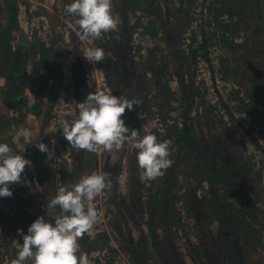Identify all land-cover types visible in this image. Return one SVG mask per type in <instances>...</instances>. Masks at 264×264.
Returning <instances> with one entry per match:
<instances>
[{"label": "rangeland", "instance_id": "1", "mask_svg": "<svg viewBox=\"0 0 264 264\" xmlns=\"http://www.w3.org/2000/svg\"><path fill=\"white\" fill-rule=\"evenodd\" d=\"M247 10L246 13L248 17L246 19H235L231 24L232 33L224 35V38L214 34L213 29L218 26L210 23L208 25L207 21H203L204 25V36L208 35L209 39V61L198 59L196 62L190 64H185L184 71H182L181 80L182 85L178 82V79L172 72L161 73V82L166 89L169 90L170 97L166 96L165 93L155 94L156 88L153 84V78L157 76V69L159 70V56L160 51L152 56L151 66L157 67L156 70H152L151 66L147 61V56H138L136 53H131L132 57L135 58V64L137 69H141L140 72L141 80L143 86L145 87L144 93L141 87V93L143 99L141 101V109L138 112V121L135 125L130 127V130H136L140 133L141 137L145 134V130L148 132L155 133L158 140L161 141L162 135L158 130L163 132V129L169 128L172 123H176L179 129L182 122L181 111L187 101H189L190 109L186 113L187 117H194L195 112L198 108V103L213 104L214 109L210 112L211 117L209 122L210 133L213 136L219 134V137L228 141V151L233 154L245 153V157L249 165L253 168L252 179L249 180L247 185V190L252 191L247 195L250 196L251 200L256 201L254 208L250 211L252 217V224L255 228H262L264 223V193H260L261 185L258 178L264 179V96L260 100L258 95L254 96L255 104L247 106L249 102L248 95L244 92L246 87L237 83L242 79V76L236 74L234 76L235 70H239L240 63L237 60L243 62L245 56L248 52L254 53L255 42L252 40L255 35H253L252 29L258 28L260 30L261 37L264 39V8L262 9L259 5H255L253 0H246ZM31 17L28 21L27 16L24 12V5H19L18 9V21L20 32L25 34L27 44L32 47L35 52V57L39 58V62H43L45 53L50 54L53 45L56 46L58 51L57 58L54 66L60 73L62 77V84L58 93V99L55 104V111L52 113L57 120H50L48 125L41 129L38 119L30 120L29 118H22L20 122L11 123L8 130L6 128L0 127V143H6L12 148L14 153H18L21 146L25 144L23 138H20L19 142H15L16 132L20 128H26L32 132V142L39 143L41 139H47V144L50 147H54L53 151L48 153V157H54L56 162L58 161L59 167L64 168L70 172L79 171L78 178L86 174H91L93 172H106L109 174L111 180V188L116 194L123 192L126 193L128 183L130 184L131 178L129 177V170L132 167H137V150L132 146V142H126L119 151H114L112 153H91L84 150H79L81 154H78L77 150L73 149L67 141L63 138L61 134V128L57 129L56 125L58 122V113L60 110H67L71 106V102L75 100L76 102H82L89 92H94L97 89L104 90L105 92H110L112 95H116L114 90L117 88L116 80L114 76V53L108 52V57L110 62L105 65H100L99 63H90L83 58V50L87 47H100L99 39L103 38L105 41L107 38H114L116 32L124 31L127 28L122 26L123 21L119 19L118 16V26L116 30L110 31L108 33H103L100 38L90 41H81L79 36L78 19L72 17H66L63 11L62 0H41V2L34 0L31 1L30 6L28 5ZM233 9H236L233 7ZM113 13H115L113 11ZM115 15V14H114ZM196 16V15H195ZM221 18L223 22L225 20L224 14ZM242 21V22H241ZM241 22V29L237 26ZM72 25V27H69ZM129 29V26H128ZM196 39L198 40V28H196ZM183 36H181L177 47L187 51V46L191 42L190 32L185 30ZM180 37V36H179ZM234 40L233 49H229L228 39ZM246 39H249L246 42ZM15 42H20V37H16ZM156 39L147 40L146 46L154 44ZM197 42V41H196ZM239 44H241L239 46ZM159 48L163 47L162 44H158ZM196 47V43L193 44ZM235 45V46H234ZM235 49V51H233ZM128 52V50L126 51ZM146 52V51H145ZM44 53V54H43ZM34 55V53H31ZM129 56V53L125 54ZM124 55V56H125ZM122 56L121 59H124ZM158 58V59H157ZM231 58V60H229ZM120 59V60H121ZM146 59V60H145ZM223 64L222 66H220ZM36 66V63L35 65ZM223 69L224 73L220 70ZM80 70L85 73L84 77H79ZM143 71L146 73L147 77L144 76ZM155 72V73H153ZM228 73V74H227ZM153 78H150L149 75ZM231 81H230V77ZM243 80V79H242ZM2 79H0L1 85ZM131 88V85H129ZM262 87V86H261ZM132 89V88H131ZM234 89H239L238 99L235 95ZM247 92L252 91V89L247 88ZM264 91V87L262 88ZM140 92V91H139ZM61 93V97H59ZM165 99L161 101V99ZM29 106L35 102V97L32 91H30L29 96ZM224 102V104L221 102ZM220 101V102H219ZM239 108H242L239 112ZM232 112L234 118L227 117L223 119L222 122L218 121V118L224 112ZM204 112V111H203ZM167 114V115H166ZM18 111L8 109L3 101L0 99V117L3 119H10L11 117H17ZM188 119V122H193L195 127L199 128L197 119L202 118V107L198 108V115L196 117V123ZM66 119L71 120V117H66ZM193 125V127H194ZM202 127V125H200ZM243 128V129H242ZM193 134L198 139H205L201 132L196 129L192 131ZM215 137V136H214ZM209 136V143H210ZM55 141V143H51ZM173 143V142H172ZM28 145H25L27 147ZM172 149V148H171ZM176 149L173 143V149ZM181 150L183 147L181 146ZM77 152V155L73 152ZM30 150L27 149L22 153L25 159L31 161L28 156ZM60 161H66V165H60ZM176 161L182 162L183 172H187L188 169L192 172L196 171L199 177H204L205 173L201 172L199 167H195L193 163L190 166H186V161H191L189 158L183 159L182 157L176 158ZM80 162V163H79ZM179 162V163H180ZM193 165V167H191ZM124 167V168H123ZM127 167L129 170H127ZM125 169V170H124ZM187 169V171H186ZM34 173V168L31 162V167H27L24 170V174ZM143 172V171H142ZM262 173V176H261ZM138 178L143 177L139 172ZM258 175V176H257ZM256 177L254 179L253 177ZM28 181V180H27ZM37 183V181L35 182ZM180 187H184L185 182L181 181L179 177ZM186 186V185H185ZM29 187L31 184L29 183ZM38 189L36 192L38 195L34 198V202H37L38 206L41 208H46L48 211L50 209L47 207V203L50 201L48 193L45 189V183L42 185L37 184ZM108 191V192H107ZM109 190H105L98 195L94 203L97 206V210L101 213L99 222L94 226V228L85 233L84 237H89L90 245L85 248L86 253L89 255V259L92 264H125L124 258L126 257L123 253V239L117 233L118 225L125 229L122 224H115L114 219L117 217L115 215L114 209V198L111 197ZM12 204H11V203ZM10 203V205H9ZM12 207L21 208V204L18 201H14V198H9L3 203V208L8 212L7 215H0V264H10V236L16 237L15 232L20 227L15 226L14 209ZM184 207L180 206V211ZM2 209V208H1ZM25 210L34 213V208L24 207ZM191 214L189 213L185 217V222L187 219H191ZM185 222L183 224H185ZM185 228V227H183ZM132 232V231H131ZM135 231L132 232V234ZM186 232H189L186 230ZM27 234L26 232H24ZM180 232L172 233L174 236V241L176 247L181 249H187L185 239L177 237L175 234ZM187 234V233H186ZM263 235V234H262ZM185 237V236H184ZM83 238V237H82ZM81 238V239H82ZM264 240V235L261 238ZM80 243V240L78 241ZM259 247L255 250H251L248 246V257L254 261H258V264H264V241L259 242ZM81 245V243H80ZM114 248L118 249L122 255L116 257L114 253ZM82 249V248H81ZM251 261V260H250ZM253 262V261H251ZM31 264V261L28 262Z\"/></svg>", "mask_w": 264, "mask_h": 264}, {"label": "trees", "instance_id": "2", "mask_svg": "<svg viewBox=\"0 0 264 264\" xmlns=\"http://www.w3.org/2000/svg\"><path fill=\"white\" fill-rule=\"evenodd\" d=\"M31 1L34 0H0V79H2L0 85V99L8 109L18 111L17 117H11L10 119H3L0 117V127H7L6 130L10 128L11 123L20 122L23 117L29 118L31 121L38 119L41 129L47 126L50 120H57L52 113L55 111V104L58 99L62 79L59 72L57 75V69L54 66L58 53L56 46L53 45L50 49V54H48V52L45 53L43 62H39L44 47H41L42 49L40 51H34L32 47L24 44V41H27V37L20 32L18 21L19 5H24L25 15L27 16L28 21H30L31 12L28 5L30 6ZM37 1L41 2V0ZM232 1L234 0H125V5L123 6L125 15L128 17V14H130L131 11L135 17L131 19V23L128 21L127 17V20H123L122 26H125L127 28L126 30L116 32L114 38H107L105 41H103V38H100L98 42L100 48L104 50V53L111 50V47L114 46V58H116V61H114V76L117 78L116 84L118 86L114 90L116 96H126L129 99L135 98L140 102L135 111L126 110L125 116L123 117L129 128L135 125L138 121L137 116L141 109L140 104L143 99L141 87L143 93L145 89L142 81H140L141 76L139 73L142 70L137 69L135 58L132 57V54L130 55V52L132 53L133 51L134 53H138L139 56H142L141 52L146 51L145 45L147 40L156 39V41H158V43L154 42V44H152L154 47L151 49L150 54H148L149 56H147L146 63L149 61L151 66L152 56L160 51L158 60L160 67L158 70V66H151L152 70L157 69V76L153 78L150 74L149 77L153 78L154 87L158 90L156 92V97L159 96V93H165L167 97H170L171 93L169 94V90L166 89L165 85L163 86V84L159 82L162 76L160 74L162 72L166 73V71L168 73L172 72L178 79V82L182 85L180 72L184 71L183 67L185 64L191 65L196 62L198 58L203 60L207 59L209 52L208 45L210 44L207 39L201 42H196L197 33L194 30H191V42L187 46L188 50L186 51L185 48L181 49L177 47L176 45L178 43L176 44V40L180 36L179 30H182V26L178 24L179 20L182 19L184 27L189 28L192 21H195V18L202 21V18L204 17L210 18L212 15L215 16L216 14L218 15L223 12H228V8L232 6L230 4ZM71 2L72 0H62L63 8L66 4H70ZM64 14L66 17H72L65 11ZM160 17L162 19L161 22H163L161 24L165 27L160 26ZM143 18H146L147 20L144 22L142 20ZM220 27L225 30L222 22H220ZM160 32H164L166 36H170L169 40L165 39L164 47L161 49L158 44H160L159 42H163L164 36H160ZM104 35L105 34H103V36ZM17 36L20 37V42L18 43L15 42ZM173 38L176 45L171 46ZM194 43H196V47H192ZM170 47L172 49H170ZM127 50L129 56L125 55ZM35 52L40 53L38 58L37 55L35 57ZM31 53H34V55ZM122 56H124V59H121ZM108 62L111 63L110 58L104 56V59L99 64L105 65ZM35 63L36 66H34ZM222 65L223 64L220 66ZM220 70L224 75L226 74L221 67ZM143 74L147 77L144 71ZM84 76L85 73L83 70H80L79 77ZM128 84L131 85L132 89L129 88ZM30 91H32L35 97V102L32 103L31 106H29L28 103ZM234 92L236 97L241 99V97H238L239 89H234ZM246 94L249 98V102L246 105H254V96L257 95V92L246 91ZM163 100L165 99L162 98L161 101ZM190 106L189 101H187L181 111L182 122L179 129L177 128L176 123H172L173 125H170L169 128L163 129V132L158 130L162 135L161 142L165 139H170L175 144L176 149L171 151L169 157L172 160L171 166H174L173 161H176V158L178 157H182L183 159L189 158L191 161H187L188 166L193 163L195 167H199L198 170L204 172L206 178H210L218 188L222 189V193L225 195L239 194L238 198L240 200H244L245 198L246 202L248 201L247 204L249 203L250 205L248 211L252 210L251 208H254L256 201L249 199L250 197L245 194L247 189L240 184L238 176L245 174L241 180H246L248 183L249 180L252 179L253 168L248 165V162L244 160L243 156H237V154L233 155L232 152L228 151L227 140L219 137V134H215L214 137L212 135L214 133H210L211 131L208 121L212 115L210 112L213 111L215 105L210 103L206 104L204 102L198 103V108L200 106L202 107V118L197 119L199 128H197V124L195 127L193 122H188V119L193 121L194 118L186 116ZM198 108L195 112V123L198 115ZM241 110L243 109L239 108V112H241ZM221 116L222 117L218 118V121L220 122L227 117L230 119L234 118L232 112L229 111L224 112ZM200 125H202V127H200ZM56 127L57 129H60L59 124L56 125ZM196 129L205 137L204 140L198 139L195 134L192 133V131H195ZM152 134L156 135L155 133ZM209 136L212 137L210 138V143ZM44 140L45 139H41L40 142L46 144L49 147L50 152L53 151L54 147H50L49 143L47 144V139L46 141ZM173 143L171 145L172 149ZM181 146L183 147V150H181ZM27 149L30 150L28 156L31 158L34 173L30 172L28 175L23 173L21 183H13L9 186L12 191V196L10 198H14V201H18L21 204L20 209H17V207L11 208L14 209L13 214L16 220L14 221L15 226L18 225L20 229L26 233L30 224L38 216H43L45 219L49 220V222H53L52 217L50 216V211L46 208L39 207L37 204L38 200L34 202V198L38 195L36 192L38 189V181L42 185L45 183V189L48 193L49 200H51L60 186L77 183L79 180L78 175L80 173L79 171L70 172L59 167L58 161L56 162L54 157L49 158L48 154L42 153L34 145H28L25 147V151ZM77 152L73 153L77 155ZM262 152L264 153L263 149ZM78 154L81 153L78 152ZM60 165L65 166L66 161H60ZM193 165L191 167H193ZM164 174L170 178L168 172H164ZM253 178L256 179L255 176ZM258 179H260L259 183L261 185L258 191L263 194L264 179ZM36 181L37 183H35ZM29 183L31 184V187H29ZM175 185L176 183L169 179L166 186L157 188L154 190V194L148 195V198L159 202L166 197V203L173 208L176 200H182V196L176 193ZM185 185H188L187 180ZM129 190L132 191V194L136 193L137 189L133 186L132 181L129 184ZM109 192L110 194H113L115 193V189L113 190L111 188ZM111 197L114 198V195H111ZM7 199L9 198L0 197V215L8 214L3 208V203ZM151 199H148V204L152 202ZM208 203L211 205L213 217L216 219V233H213L211 229L206 231L205 227V229L197 234L200 237V240H203L202 242L204 246L200 244L202 247L197 250L192 248L193 253L189 254L191 256L190 260H193L194 262L203 261V264H210L213 262L212 257H214L215 261L219 264H258V261L249 259L248 246L251 250H255L259 247V242L264 241L261 240L264 235V223L262 224V228H255L252 224V215L248 212L244 221L246 226L248 225L246 232L249 231L250 235L248 236L246 244L245 257L243 251L240 253L241 246L237 248L234 243V240H236L239 245V234L232 223L226 207L217 202L214 194L209 195ZM30 206L34 208V213L24 209V207ZM171 211H173V209ZM55 212L56 214H59L60 209L57 208ZM171 215H174V220H180L176 213L172 212ZM245 228L240 232V235L246 233ZM15 234L16 237L13 235L10 236L11 260L16 258L19 250L18 247L13 244L12 240L16 239L22 243V238L17 235V232H15ZM142 237H144V235L140 236V238ZM154 241L158 240L154 239ZM154 241L153 244L155 247ZM80 243L83 246L80 245L81 248H83V251L91 244L89 237L84 236L80 239ZM208 243H211L214 248ZM238 249H240V251ZM212 250L213 254L210 253ZM173 253L175 252H166L163 250L164 255H160L163 264H186L187 261H190L189 259L186 260L184 256H181L180 253L178 254L180 257L173 255ZM143 254V247L142 245L140 246L139 242V248H134L133 256H138L137 259H139L140 257L142 258ZM131 259L137 264L134 257H131ZM199 263L196 262V264Z\"/></svg>", "mask_w": 264, "mask_h": 264}, {"label": "clouds", "instance_id": "3", "mask_svg": "<svg viewBox=\"0 0 264 264\" xmlns=\"http://www.w3.org/2000/svg\"><path fill=\"white\" fill-rule=\"evenodd\" d=\"M64 11L78 18L81 41L98 39L102 33L114 31L118 26L112 0H72L64 6ZM82 56L90 63H97L104 59L105 53L100 47H87ZM139 103L135 98L112 95L101 89L89 92L82 102L73 100L67 110L59 111L61 134L73 149L91 153L119 151L131 141L137 150L138 167L143 169L142 178L155 180L162 177L172 164L169 158L172 141L165 139L161 142L148 130L141 137L138 131L129 129L123 117L126 110L135 111ZM20 138L25 144L18 153H14L8 144L0 143V197L10 198L9 186L21 183L26 166L31 167V161L19 154L25 151V145H34L42 153L50 152L43 142L33 143L32 132L26 128L16 132L15 142ZM110 189L111 180L106 172L86 174L75 184L60 186L47 203V207L53 210V222L38 216L28 227L27 234L17 229L22 243L12 240L19 250L10 264H28L29 261L31 264H92L78 241L100 220L95 198ZM57 208L59 214L55 212Z\"/></svg>", "mask_w": 264, "mask_h": 264}, {"label": "flooded vegetation", "instance_id": "4", "mask_svg": "<svg viewBox=\"0 0 264 264\" xmlns=\"http://www.w3.org/2000/svg\"><path fill=\"white\" fill-rule=\"evenodd\" d=\"M253 1L255 5H259V7H261L262 9L264 8L263 0H259V1L253 0ZM112 2H113V11L115 12L114 13L115 16H118V18L122 19V21L128 19V21H130L131 23V19H133L135 16H133L134 14L131 11L130 14H128V17L127 15H125L123 9V6L125 5V0H112ZM230 4L232 6L228 8L229 9L228 12L222 13L224 14L225 17V20L223 22L221 21V18L223 17L221 16L222 14H218V15L214 14L215 16L212 15L210 18H206V17L202 18L203 19L202 21H200V19L195 18V21L194 22L192 21L189 28H186L182 24V19H180L178 24L182 26V30H179L180 37L176 40V44L179 43L181 36L185 34L183 33L185 30H188L191 34V30L195 31L196 28H198V37H199L197 42H201L206 39L209 42L208 35L206 38L204 36V32L206 30H204L203 21L205 20L207 21V23L209 20L208 25L211 23L213 27L215 25L218 26L217 28L213 29L212 32H214V34H218V36H220L221 38H224L225 34L232 33L231 24L233 23V21L236 18L242 20L243 18L246 19L248 17V14L246 13L248 5L246 0H234L230 2ZM233 7H235L236 9H233ZM142 20L145 22L147 19L143 18ZM161 20L162 19L160 17L159 18L160 26L165 27L163 26V24H161L163 23L161 22ZM220 22L223 23L225 30L220 27ZM241 22L237 26V28L241 29ZM252 32L253 35L255 36L251 39L256 40V42L254 43L255 51L253 54L252 52H248L243 62L237 60V62L240 63V68L239 70L236 69L235 72L233 73H235L234 76L236 74L242 76L243 80L241 79L237 83L244 85L246 87V89H244V92H246L247 88L249 89L251 88L252 91L257 92L258 98L262 100L264 96V91H262V88L264 87V39L261 37L260 30L258 28L252 29ZM159 35L164 36L163 42H159L164 47L165 39L169 40L170 36L169 35L166 36L164 32L163 33L160 32ZM248 40L249 39H246V42ZM232 42H234V40L229 38L227 44H229L230 50L233 49ZM176 44L173 38V43L171 46H174ZM240 45L241 44H239V46ZM153 47L154 46L152 45L146 46V52H141L142 56H144V54H146V56H149L148 54H150L151 49H153ZM192 47H194V45ZM170 49L172 48L170 47ZM233 51H235V49ZM108 52L114 53V46L111 47V50L105 52V56H108ZM127 53L128 52H126L125 54ZM132 53L134 52L132 51ZM200 60L202 61L203 59ZM229 60H231V58ZM205 61L206 62L209 61L208 55ZM182 73L183 72L181 71L180 75H182ZM230 81H231V77H230ZM156 91H158L157 88ZM221 102L224 104L222 100ZM240 155L243 156L245 161H247L245 157V153L237 154V156ZM179 162L180 161H173L174 166H171L165 170V172H168V174L170 175V178L166 174H164L163 177H158L157 179L152 181H144L142 177L138 178V174H135L137 172H139L143 176V172H142L143 169H140L138 166L134 168L131 165L130 170L127 167V170H129V177L131 178L133 186L135 187V189H137L136 193L132 194V191L129 190V183L125 194H123V192L118 194H116V192L114 193V209H115V215L117 216L115 217L116 219H114V225L122 224L124 225L123 227L125 228L123 230V228L121 229V227L118 225V231H117V233L123 239L124 246L122 251L126 256L124 258L125 264H135V262L132 261L131 257L132 258L134 257V259L137 261L136 262L137 264H163L160 258V255L162 256L164 255L163 250H165L166 252L167 251L175 252L173 253V255H176L178 257H180L178 255L180 253L181 256H184L186 258V260L188 259L190 260L191 256L189 254L193 253L192 248L197 250L200 249L202 246H204L202 242L203 240H200V237L197 234L201 230L205 229V227H206L205 229L206 231L211 229L213 233H216V229H217L216 219L213 217L211 211L212 207L208 203L210 194H214L217 199V202L221 203L222 205H224V207H226L227 212L232 220V223L239 234V239H240L239 245L237 243L238 241L236 240H234V243L237 248L241 246V251L240 249L238 250L240 251V253H242L243 251L246 257V244L250 232L249 231L246 232L248 225L246 226L244 220L246 219L248 212L252 211V210L248 211L250 207L249 203L247 204L248 201L246 202L245 198L244 200H240L238 198L239 194L225 195L224 193H222V189L218 188L210 178L208 179L206 178V176L201 178L198 176V173H196L195 171L192 172L189 169L187 171L186 169L187 172H183L182 162L185 161H181L180 163ZM184 164H186L187 166V161ZM244 176L245 174L243 175L241 174L238 177L240 180V184H242L244 188H247L246 186L248 185L247 181L241 180ZM179 177L183 182H186L187 180L188 185L186 186L184 185L183 188L180 187ZM169 179L173 180L176 183L175 185L176 193L182 196V200H176V202H174L173 208H171L169 204L166 203V197L164 200H161L159 202L153 201V199L148 198V195L154 194V190H156L161 186H166ZM251 192L252 191L247 190L245 191V194L247 195L248 193ZM148 199L152 200V202H150L149 204L147 203ZM180 206L184 207L182 209V212L180 211ZM172 209L173 211H171ZM251 209H255V208H251ZM52 212L53 210L50 209L51 217H52ZM172 212L176 213L180 218V220H174L173 219L174 215H171ZM189 213L191 214L192 218L187 219V221L185 222V217ZM184 222L185 224H183ZM244 228L246 233L240 235V232ZM186 230L189 232H186ZM131 231L132 232L135 231V232L132 234ZM175 232H180L178 234H175L177 237L185 239L187 249H181L176 247L175 245L176 241H174L173 239L174 236L172 237V233ZM141 235H144V237L140 238ZM154 239L155 240L157 239L158 241H154ZM153 241L155 242V247ZM139 242H140V246L142 245L143 247L144 254L142 258L140 257L139 259H137L138 256H133V253H134V248L137 247L139 248ZM208 244L212 247L211 243ZM85 251L86 250H84V252ZM114 253L116 257L122 255V253L116 248H114ZM210 253L213 254V250ZM212 259L213 262L210 264H219L215 261L214 257H212ZM196 262L199 263L200 261H196ZM196 262L190 260L189 262L187 261L186 264L187 263L196 264ZM203 263L204 262L201 261L199 264H203Z\"/></svg>", "mask_w": 264, "mask_h": 264}, {"label": "crops", "instance_id": "5", "mask_svg": "<svg viewBox=\"0 0 264 264\" xmlns=\"http://www.w3.org/2000/svg\"><path fill=\"white\" fill-rule=\"evenodd\" d=\"M59 97H61V93H60Z\"/></svg>", "mask_w": 264, "mask_h": 264}]
</instances>
